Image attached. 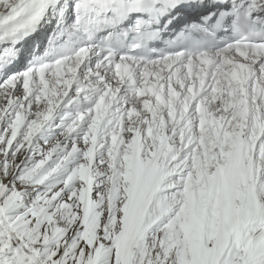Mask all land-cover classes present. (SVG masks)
<instances>
[{
	"label": "snow or ice",
	"instance_id": "snow-or-ice-1",
	"mask_svg": "<svg viewBox=\"0 0 264 264\" xmlns=\"http://www.w3.org/2000/svg\"><path fill=\"white\" fill-rule=\"evenodd\" d=\"M0 264H264V0H0Z\"/></svg>",
	"mask_w": 264,
	"mask_h": 264
},
{
	"label": "bare ground",
	"instance_id": "bare-ground-1",
	"mask_svg": "<svg viewBox=\"0 0 264 264\" xmlns=\"http://www.w3.org/2000/svg\"><path fill=\"white\" fill-rule=\"evenodd\" d=\"M46 32H50V29L49 30H46ZM34 39L41 41L43 45H46L47 44V39H46V36H45L44 33L37 34V36ZM31 46L32 45L29 44L26 47L30 48ZM26 58H27V52H25V59Z\"/></svg>",
	"mask_w": 264,
	"mask_h": 264
}]
</instances>
